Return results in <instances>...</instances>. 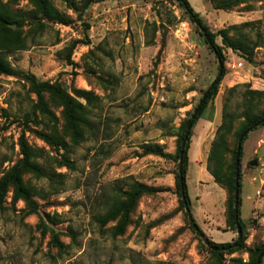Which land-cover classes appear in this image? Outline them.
I'll return each instance as SVG.
<instances>
[{
	"label": "rangeland",
	"instance_id": "1",
	"mask_svg": "<svg viewBox=\"0 0 264 264\" xmlns=\"http://www.w3.org/2000/svg\"><path fill=\"white\" fill-rule=\"evenodd\" d=\"M1 1L14 11L32 9L27 0ZM50 1L73 23L42 20L44 29L33 31L27 19L21 28L12 27L26 38L25 49L5 58L39 82H59L70 94L91 92L90 104L78 99L89 110L91 125L81 128L83 138L74 143L58 101L46 95L56 116L46 127L24 77L0 74V178L23 158L22 136L45 173L24 174L36 213L22 201L13 206L12 192L0 208V264H251L253 252L264 245V126L251 131L243 144V250L212 254L189 225L176 186L183 123L219 75V61L197 26L176 0H91L81 16L71 5L80 9L84 0ZM189 2L212 33L253 22L245 32L251 44L260 45L250 63L216 39L223 47L224 75L204 117L191 129L185 175L191 215L210 243L232 245L239 236L227 223L229 194L208 172V157L230 89L238 86L233 108L249 88L264 91V0H231V7H223L222 0ZM76 41L81 43L68 61ZM236 130L223 156L224 173L237 147ZM40 132H55L65 143L49 145ZM145 146L160 147L170 157L145 155ZM136 182L155 191L139 199L124 232H117V221L101 226L99 217ZM53 231L64 244L62 251L52 244Z\"/></svg>",
	"mask_w": 264,
	"mask_h": 264
},
{
	"label": "trees",
	"instance_id": "2",
	"mask_svg": "<svg viewBox=\"0 0 264 264\" xmlns=\"http://www.w3.org/2000/svg\"><path fill=\"white\" fill-rule=\"evenodd\" d=\"M31 5L32 9L27 12L14 11L8 2L4 3L0 0V74L6 75H22L24 79L30 84L32 92L36 95V103L34 105L35 112L37 111L44 119L47 120L46 127H50L53 121L56 119L55 114L50 109L48 100L46 95H49L50 100L58 101L64 108V116L67 121L69 128L72 131V140L74 143H78L79 140L83 138V132L81 130L82 127H90L91 123L89 121L88 115L89 110L80 102L78 99H82L87 101L89 104L92 102L91 97L92 93L85 91L74 89L73 94H70L61 83L55 82H39L36 76L33 74H25L19 70L14 69L10 63L6 60L5 55L11 51L23 50L26 47V38L20 36L19 32H16L12 27L18 26L21 28L24 22L28 19L30 22L35 25L33 31H42L45 27V24L42 23V20H46L47 22L58 23L63 25H71L73 23V19L68 14L57 9L50 0H27ZM179 5L184 9L185 13L188 15L190 21L196 25L199 23L202 27L207 31V34L211 40V44L205 40L203 35L199 30V34L204 38L206 44L209 49L216 55L217 59L219 58L222 62L223 66L225 63V58L223 54V47L217 44L216 39L218 37L221 38L222 44L224 47L230 48L235 52H241L245 55L246 60L250 63L254 62L255 51L260 47L259 44H251V41L248 39V36L245 32L247 27H251L253 22H247L240 26H232L231 28H226L218 31L217 33H212L208 30L206 25L202 22L200 15L192 8L189 0H176ZM231 0H222L221 5L223 7H231ZM236 1V0H235ZM249 1H261V0H237L238 3H244ZM83 6L79 9L76 4L71 5V8L79 13V16L82 15L83 11L88 9L91 0H84ZM197 26V25H196ZM198 28V26H197ZM199 29V28H198ZM233 32L237 37L234 39L231 35ZM78 43L74 42L69 47V54L67 60L70 61L71 54L74 52ZM224 75V70H223ZM222 75V76H223ZM222 79L218 81V83L213 87L211 92L209 93L205 103L203 104L201 110L197 114L195 120L192 121V117L183 123V132L179 136L178 143V158L180 156L181 145L187 130V127L192 122L193 126L196 122L204 117V112L208 103L214 98L219 89V85ZM238 86H235L230 89V92L225 99L223 105V115L222 122L218 126L215 134V138L212 141L210 147V153L208 157V165L207 170L214 178L216 183L225 185L229 197L227 200V223L230 228L236 229L238 231V226L243 230V238L239 242L238 239L232 245H223L218 244L215 246L221 247H230V253L235 251L243 250L245 248V224L240 218L239 213V223L237 224L235 219V165H236V151L237 147L233 152L232 162L227 166V172L224 173V154L228 152V140L233 135L236 130V135L240 138V136L252 128L255 124L264 119V110L260 111L259 106L261 100L264 98V91L262 90H252L248 89L244 92L242 97V102L240 105H237L236 108H233L231 104L232 94L237 90ZM46 123V122H45ZM192 126V127H193ZM264 126V124H262ZM257 129V128H255ZM254 129V130H255ZM249 135V134H248ZM248 135L244 138V142L247 140ZM40 136L44 142L49 145H64L65 141L62 140L55 132L42 133L40 132ZM190 137L189 135L188 142L186 144V148L184 150V169H183V177H184V189H185V197L184 201L182 198L181 192V183H180V175H179V162H178V173L176 175V186L178 190V194L180 196V203L182 208L185 210V216L191 228L196 231L198 234L202 230L195 221L194 218L190 217V197L187 192V184L185 180V175L188 166V151L190 145ZM238 138V140H239ZM238 143V142H237ZM19 145L21 148V153L23 158L19 160L9 171H7L2 178H0V208L4 207L6 203V198L9 192H12V205L15 206L18 201L24 202L28 211L31 213H36L38 211V204L33 198V194L30 188H28L24 182V174L26 172L35 173L38 176H44V170L42 167L36 163L34 160L35 152L29 146L25 137L22 136L19 141ZM145 155H155L159 157H170L165 154L160 147H148L144 148ZM242 153L243 147L241 151L240 162L242 163ZM65 163L69 168L73 167V162L69 159H65ZM240 174L242 176L241 164H240ZM225 181V182H224ZM155 191L151 187L146 184L136 182L129 186L128 190L121 191L120 196H118L112 203L111 207L108 208L107 212L99 217V224L101 226L106 225L110 221H117L116 229L117 232L123 233L125 227L131 221V215L134 212L136 205L139 199L147 194ZM241 201V198H240ZM52 244L55 245L60 251L64 249V244L60 241L58 235L55 231L52 232ZM212 243V242H211ZM264 245L259 246L253 252V257L251 264H255L258 255L260 254ZM211 250V249H210ZM214 255H221L222 251H213ZM263 260V259H262Z\"/></svg>",
	"mask_w": 264,
	"mask_h": 264
},
{
	"label": "water",
	"instance_id": "3",
	"mask_svg": "<svg viewBox=\"0 0 264 264\" xmlns=\"http://www.w3.org/2000/svg\"><path fill=\"white\" fill-rule=\"evenodd\" d=\"M196 25L198 26L201 34L203 35V37L205 38V40L208 42V44H211V40L207 34V31L202 27L201 24L196 23ZM219 61V75L217 77V79L215 80V82L210 86V88L206 91V93L203 95L200 103L198 104L193 116H192V121L196 119L197 114L199 113V111L201 110L203 104L205 103L209 93L211 92V90L213 89V87L218 83V81L221 79L222 75H223V64L220 61V59L218 58ZM262 124H264V119L261 120L260 122H258L257 124H255L252 128L248 129L247 131H245L239 138L238 143H237V151H236V165H235V219L237 224L239 223V212H240V181H241V174H240V157H241V151H242V147H243V141L244 138L251 132L253 131L255 128H258L260 126H262ZM193 123L191 122L189 124V126L187 127L182 145H181V151H180V156H179V175H180V183H181V192H182V198L185 201L186 197H185V189H184V177H183V169H184V150L186 148V144L188 142L189 139V135L191 133V129H192ZM257 163L256 161H253L250 165L251 166H255ZM190 217H192L191 212H190ZM237 234L239 236L238 241L240 242L243 238V230L241 227L238 226V231ZM199 235L202 237V239L204 240V242L206 243V245L209 247V249L213 250V251H227L230 247H221V246H215L212 243H210V241L206 238V236L203 233H199ZM264 257V247L262 248L260 254L257 257L256 263L255 264H261L262 263V259Z\"/></svg>",
	"mask_w": 264,
	"mask_h": 264
},
{
	"label": "crops",
	"instance_id": "4",
	"mask_svg": "<svg viewBox=\"0 0 264 264\" xmlns=\"http://www.w3.org/2000/svg\"><path fill=\"white\" fill-rule=\"evenodd\" d=\"M263 137H264V135H263Z\"/></svg>",
	"mask_w": 264,
	"mask_h": 264
}]
</instances>
